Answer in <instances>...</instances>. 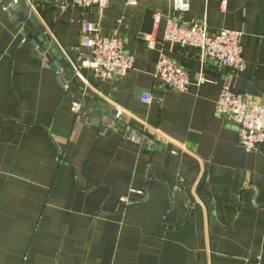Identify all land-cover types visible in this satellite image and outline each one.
Masks as SVG:
<instances>
[{
    "label": "crops",
    "instance_id": "0c3cea01",
    "mask_svg": "<svg viewBox=\"0 0 264 264\" xmlns=\"http://www.w3.org/2000/svg\"><path fill=\"white\" fill-rule=\"evenodd\" d=\"M4 3L0 264H264V144L244 151L233 119L216 113L225 84L264 103V0H189L184 14L170 0L132 7L108 0L101 16L46 4L34 14L35 31L19 27L24 12L16 21ZM167 18L204 22L210 37L240 31L244 70L201 65L196 49L164 42ZM84 21L124 42L133 71L97 81L83 69L86 82L74 78L67 60L88 55ZM42 22L55 41L42 34ZM45 45L49 51L39 52ZM61 50L67 55L58 61ZM160 57L188 72L186 93L156 80ZM55 63L65 67L54 70ZM143 93L150 105L139 101ZM75 101L79 112L71 110ZM131 128L152 140L127 142Z\"/></svg>",
    "mask_w": 264,
    "mask_h": 264
},
{
    "label": "built area",
    "instance_id": "2783aa9c",
    "mask_svg": "<svg viewBox=\"0 0 264 264\" xmlns=\"http://www.w3.org/2000/svg\"><path fill=\"white\" fill-rule=\"evenodd\" d=\"M29 14L36 15L40 5L51 4L58 12L66 9L82 11L94 10L101 16L107 7L108 0H23ZM128 7L137 5L138 0H124ZM172 10L184 14L189 10V0H170ZM226 2L222 3V6ZM161 17L156 15L154 23H160ZM42 34L51 37L55 41L47 24L42 22ZM164 42L172 43L179 49L185 50L192 47L198 51L200 64H212L219 69H225L232 75L241 73L244 68L243 48L241 47L242 33L240 31L221 30L218 35L210 37L206 31L204 22L181 23L167 18L164 28ZM82 47L88 51V55L81 52L77 56V62L67 60L72 69L74 78L86 82L83 69L97 81H113L129 74L134 69V57L124 50V42L116 35L104 37L100 34V25L83 22L82 25ZM25 41V40H24ZM23 41V42H24ZM56 46L55 43H53ZM148 49L155 48V40L152 36L145 39ZM39 50L40 48L37 47ZM59 51V49H58ZM57 51V52H58ZM65 58L66 52L61 50ZM156 80L165 87L186 93L192 86L189 74L173 60L160 57L156 63ZM204 79L198 77L194 80L196 85H202ZM64 90L69 91V81L63 82ZM216 113L219 117L231 118L237 126L238 144L246 152H255L264 144V103H258L246 95L236 93L229 84L222 86L217 99ZM143 104L150 105L152 96L143 93L139 97ZM81 104L73 102L71 110L79 112ZM117 119V117H115ZM115 121V120H114ZM113 121V122H114ZM117 121L114 122V126ZM138 129L131 128L126 134V141L131 144H139L140 139L145 137ZM121 199V203L127 202Z\"/></svg>",
    "mask_w": 264,
    "mask_h": 264
},
{
    "label": "water",
    "instance_id": "95a60500",
    "mask_svg": "<svg viewBox=\"0 0 264 264\" xmlns=\"http://www.w3.org/2000/svg\"><path fill=\"white\" fill-rule=\"evenodd\" d=\"M4 8H5L7 14H9L10 17L16 21L18 20V15L21 12H24L23 22H20V21L18 22L19 27L21 26L22 23H25L27 26H30L34 31H35V28L38 27V25H39L38 20L34 17V15L29 14V11L27 10L23 0H5ZM39 40L41 41L42 39L40 38ZM34 44H36V43H34ZM53 47H54V45L52 44L51 48H53ZM47 50L49 51L48 47L45 45L44 47H42V49H39V52L44 53L43 51H47ZM56 55H57L58 61L62 59V56L60 54H58V52H56ZM60 67L64 68L65 63L62 65L55 63L53 65L52 69L59 70ZM113 117H114V114L110 117L111 121H114ZM114 128H115V126H113L112 130ZM100 130L104 133H110L111 132V130H107L106 126H101ZM145 136H147V135H145ZM147 138L148 139L150 138L152 140V138L149 136H147ZM144 148H145V146H144Z\"/></svg>",
    "mask_w": 264,
    "mask_h": 264
}]
</instances>
